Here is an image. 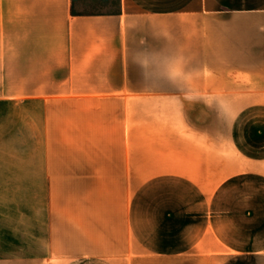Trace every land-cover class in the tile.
<instances>
[{
  "label": "crops",
  "instance_id": "1",
  "mask_svg": "<svg viewBox=\"0 0 264 264\" xmlns=\"http://www.w3.org/2000/svg\"><path fill=\"white\" fill-rule=\"evenodd\" d=\"M19 124L0 264H264V0H0Z\"/></svg>",
  "mask_w": 264,
  "mask_h": 264
},
{
  "label": "rangeland",
  "instance_id": "2",
  "mask_svg": "<svg viewBox=\"0 0 264 264\" xmlns=\"http://www.w3.org/2000/svg\"><path fill=\"white\" fill-rule=\"evenodd\" d=\"M15 138L13 143H7L5 145H0V148L2 147L3 149L0 150V158L1 159H6V158H10V159H14L17 161V166L16 168L23 170L22 165H19L18 163H20V161H22L23 155H24V150H22V134L20 133V124L18 126H15ZM18 181H17V186L18 189H24V185H23V174L22 175H18ZM8 201H10V199H7ZM14 200L15 203L19 204V207L21 208L22 206L25 205L24 200L25 198H17V199H11V201ZM21 210V209H20ZM23 230L21 229V231H23L25 233L26 231V227H22Z\"/></svg>",
  "mask_w": 264,
  "mask_h": 264
}]
</instances>
